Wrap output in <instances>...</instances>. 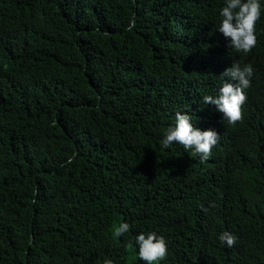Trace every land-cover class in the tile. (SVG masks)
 <instances>
[{
    "label": "trees",
    "instance_id": "1",
    "mask_svg": "<svg viewBox=\"0 0 264 264\" xmlns=\"http://www.w3.org/2000/svg\"><path fill=\"white\" fill-rule=\"evenodd\" d=\"M260 3L242 55L217 30L225 0H0V264H125L129 245L145 264L148 232L159 264H264ZM234 63L254 73L230 125L202 98ZM177 111L219 133L207 161L161 147Z\"/></svg>",
    "mask_w": 264,
    "mask_h": 264
},
{
    "label": "clouds",
    "instance_id": "2",
    "mask_svg": "<svg viewBox=\"0 0 264 264\" xmlns=\"http://www.w3.org/2000/svg\"><path fill=\"white\" fill-rule=\"evenodd\" d=\"M220 21L217 30L229 41V48L242 55H248L257 46L256 24L261 19L262 5L260 0H225L224 6L219 12ZM134 19L127 28L131 31L135 27ZM254 70L251 64L243 67L234 63L220 76L225 79L219 94L216 96L205 95L203 103L214 105L216 111L223 114L224 120L230 125L242 122L244 119L243 106L247 96L245 90L251 87V77ZM219 142V133L215 130H200L195 128L189 114L177 111L175 114V126L169 127L161 147L170 148L174 143L182 145L185 151L194 150L201 162L207 161L213 148ZM75 153L68 158L67 163L74 161ZM130 224L121 223L115 228L114 235L121 237L130 230ZM221 243H226L231 248L236 243V237L230 232H224L219 237ZM139 246V258L145 264H158L164 261L168 254V244L163 236L156 232L140 233L136 237ZM104 264H113L111 260H105Z\"/></svg>",
    "mask_w": 264,
    "mask_h": 264
},
{
    "label": "rangeland",
    "instance_id": "3",
    "mask_svg": "<svg viewBox=\"0 0 264 264\" xmlns=\"http://www.w3.org/2000/svg\"><path fill=\"white\" fill-rule=\"evenodd\" d=\"M136 260H137V254L133 251L132 245H129L127 247V259L125 264H135Z\"/></svg>",
    "mask_w": 264,
    "mask_h": 264
}]
</instances>
